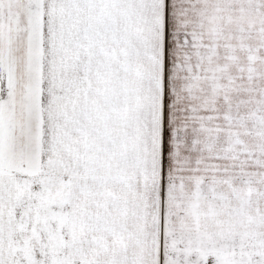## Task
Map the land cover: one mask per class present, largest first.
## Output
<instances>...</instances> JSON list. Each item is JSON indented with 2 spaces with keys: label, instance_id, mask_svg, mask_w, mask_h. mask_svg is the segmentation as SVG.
Instances as JSON below:
<instances>
[{
  "label": "snow or ice",
  "instance_id": "6c2138e0",
  "mask_svg": "<svg viewBox=\"0 0 264 264\" xmlns=\"http://www.w3.org/2000/svg\"><path fill=\"white\" fill-rule=\"evenodd\" d=\"M0 264H264V0H0Z\"/></svg>",
  "mask_w": 264,
  "mask_h": 264
}]
</instances>
